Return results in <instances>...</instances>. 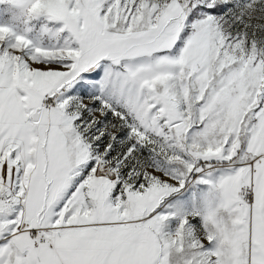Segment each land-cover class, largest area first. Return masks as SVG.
Listing matches in <instances>:
<instances>
[{"label": "snow or ice", "instance_id": "1", "mask_svg": "<svg viewBox=\"0 0 264 264\" xmlns=\"http://www.w3.org/2000/svg\"><path fill=\"white\" fill-rule=\"evenodd\" d=\"M12 2L0 264H264V0Z\"/></svg>", "mask_w": 264, "mask_h": 264}, {"label": "rangeland", "instance_id": "2", "mask_svg": "<svg viewBox=\"0 0 264 264\" xmlns=\"http://www.w3.org/2000/svg\"><path fill=\"white\" fill-rule=\"evenodd\" d=\"M54 24L59 26L60 22L47 21L44 17L29 19L27 15H25L24 10L16 3H13L12 0H0V26L8 27L15 35L25 36L32 42V44L51 46V40H41L38 37L41 29L45 25L51 27ZM8 42H14V37H12V39ZM191 191L192 190L190 189L188 193H186L183 197H180L181 200L186 202V206L189 208L191 207ZM165 211H169V209H165ZM177 224L178 220L176 218H169V220L165 223L163 231L165 233H173Z\"/></svg>", "mask_w": 264, "mask_h": 264}, {"label": "clouds", "instance_id": "3", "mask_svg": "<svg viewBox=\"0 0 264 264\" xmlns=\"http://www.w3.org/2000/svg\"><path fill=\"white\" fill-rule=\"evenodd\" d=\"M23 10H24V8L23 7H21ZM24 12H25V10H24ZM25 15H26V13H25Z\"/></svg>", "mask_w": 264, "mask_h": 264}]
</instances>
